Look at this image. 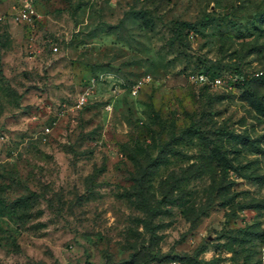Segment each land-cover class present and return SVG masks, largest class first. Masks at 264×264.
I'll return each instance as SVG.
<instances>
[{"label": "rangeland", "instance_id": "1", "mask_svg": "<svg viewBox=\"0 0 264 264\" xmlns=\"http://www.w3.org/2000/svg\"><path fill=\"white\" fill-rule=\"evenodd\" d=\"M0 264H264V0H0Z\"/></svg>", "mask_w": 264, "mask_h": 264}, {"label": "built area", "instance_id": "2", "mask_svg": "<svg viewBox=\"0 0 264 264\" xmlns=\"http://www.w3.org/2000/svg\"><path fill=\"white\" fill-rule=\"evenodd\" d=\"M56 49V47H54ZM149 79V75H144L143 77L139 78L138 80L134 81L130 86V91L132 93H136L138 89L141 88L144 82ZM188 79L194 83H210V84H219L221 83L222 79L220 76L210 77L207 73L203 71H190L188 73ZM118 87V86H116ZM86 92L82 93L78 98V104H82L85 101Z\"/></svg>", "mask_w": 264, "mask_h": 264}, {"label": "trees", "instance_id": "3", "mask_svg": "<svg viewBox=\"0 0 264 264\" xmlns=\"http://www.w3.org/2000/svg\"><path fill=\"white\" fill-rule=\"evenodd\" d=\"M199 71H203V72H205V73H207L206 71H204V70H199ZM208 74V73H207ZM209 76L212 78V76H214V75H211V74H209ZM210 83H202V84H200V85H209Z\"/></svg>", "mask_w": 264, "mask_h": 264}]
</instances>
